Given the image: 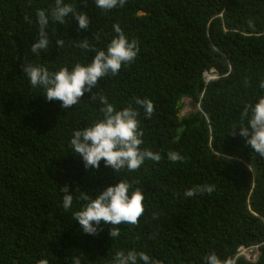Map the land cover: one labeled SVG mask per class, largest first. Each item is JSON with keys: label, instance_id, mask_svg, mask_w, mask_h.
Listing matches in <instances>:
<instances>
[{"label": "trees", "instance_id": "obj_1", "mask_svg": "<svg viewBox=\"0 0 264 264\" xmlns=\"http://www.w3.org/2000/svg\"><path fill=\"white\" fill-rule=\"evenodd\" d=\"M65 3L87 15L88 30H79L71 14L63 24L50 18L49 46L36 55V11L50 14L55 0H0V264H73L74 258L112 264L120 250L143 251L160 264H204L212 252L234 264H264V157L237 128L247 122L245 106L264 95V0H127L107 11L95 0L86 7L81 0ZM114 24L138 42V54L73 107L47 101L22 72L26 63L52 72L90 63L91 49L106 51L117 35ZM83 39L90 49L77 46ZM210 69L218 78L206 82L203 72ZM101 97L117 111L131 105L139 112L141 148L158 152L159 162L114 172L102 160L99 169H85L70 140L103 118ZM136 98L153 102L150 119ZM184 98L200 110L180 116ZM169 151L183 161L170 162ZM122 180L143 192L138 225H119L114 239L113 226L103 223L99 234H85L73 219L85 203L81 192L95 198ZM205 184L214 185L211 194L185 197ZM66 185L74 195L68 211L60 191ZM254 246L255 262L239 255L240 247Z\"/></svg>", "mask_w": 264, "mask_h": 264}, {"label": "clouds", "instance_id": "obj_2", "mask_svg": "<svg viewBox=\"0 0 264 264\" xmlns=\"http://www.w3.org/2000/svg\"><path fill=\"white\" fill-rule=\"evenodd\" d=\"M126 2L127 0H95L96 6L105 11L118 6L123 7ZM81 3L87 6V0H81ZM70 14L78 22L79 30H88L90 21L87 15L77 13L73 5L65 3V0H55L50 14L44 9L37 10L38 39L32 45L31 52L39 55L40 50L48 48L49 37L46 29L50 18L63 24ZM24 19L25 22H30L29 17L25 16ZM249 26H252L251 21H249ZM113 29L117 35L106 46V51L91 49L96 54L86 65L76 63L71 70L62 67L52 72L46 67L26 63L22 66V72L29 78L32 87L40 86L44 89V97L47 101H60L64 109L73 107L85 93L92 92L101 78L108 77L110 74L117 75L122 64L131 63L136 58L139 51L138 42L135 39L129 41L119 24H114ZM56 45L63 48L64 41L57 39ZM77 46L90 49L87 39L81 40ZM259 87L264 90V81L260 82ZM100 99L104 105L100 109L103 118L90 126L74 131L70 140L71 151L82 157L85 169H99L102 160L104 166L111 167L114 172H120L122 169H127L129 172L139 170L146 160L159 162L161 155L158 152L141 148L144 143L142 139L144 132L139 126V112L131 105L117 111L106 98L101 97ZM95 100L96 95L92 94L90 101ZM135 104L143 108L146 118L150 119L154 114V104L150 99L136 98ZM182 104L180 116L191 112L195 107L200 110V105H195L190 98H184ZM242 119L247 122L237 127L239 128L238 134L244 138L246 146H250L255 153L264 157V95L258 98L257 103L245 106ZM235 129L232 131L233 135L236 134ZM178 140L179 136L176 138L177 142ZM167 158L173 163L182 162L184 159L175 151H169ZM60 191L64 193L63 208L68 211L73 204L74 195L69 194L67 185ZM213 191L214 185H197L187 189L184 195L191 198L197 193L211 194ZM80 200L85 203L80 210L73 213V219L88 235L99 234L103 230L101 227L103 223L113 226L109 230V235L112 239L117 238L120 235L119 225L125 223L138 225L139 218L145 211L143 192L139 188L132 189L126 180L119 181L114 186H108L98 192L95 198L81 192ZM254 247L258 258V246ZM203 260L204 264H234L231 257L222 260L215 252L204 256ZM37 264H48V261L41 259ZM73 264H80L79 258H74ZM112 264H160V261L152 259L143 251L120 250L115 253Z\"/></svg>", "mask_w": 264, "mask_h": 264}, {"label": "built area", "instance_id": "obj_3", "mask_svg": "<svg viewBox=\"0 0 264 264\" xmlns=\"http://www.w3.org/2000/svg\"><path fill=\"white\" fill-rule=\"evenodd\" d=\"M203 78L206 82H210V81L217 79L218 75H217L215 69H211V70L205 71L203 73ZM254 250H255V247L254 248L253 247H251V248L240 247L238 249V253H239V255L244 256L247 260L255 262L257 259V254L255 253Z\"/></svg>", "mask_w": 264, "mask_h": 264}]
</instances>
